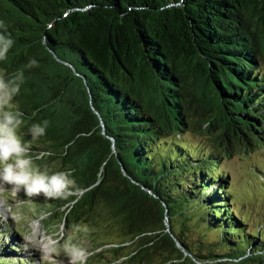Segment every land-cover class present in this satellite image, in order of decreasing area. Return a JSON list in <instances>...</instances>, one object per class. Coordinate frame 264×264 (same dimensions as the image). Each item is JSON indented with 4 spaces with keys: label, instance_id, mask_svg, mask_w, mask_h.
I'll return each instance as SVG.
<instances>
[{
    "label": "trees",
    "instance_id": "trees-1",
    "mask_svg": "<svg viewBox=\"0 0 264 264\" xmlns=\"http://www.w3.org/2000/svg\"><path fill=\"white\" fill-rule=\"evenodd\" d=\"M0 21L13 40L2 74L24 73L15 109L29 127L48 121L29 154L47 151L75 182L54 199L53 211L69 204L63 222L102 201L139 241L132 264H264V235L234 214L223 166L232 140L264 146V0H0ZM189 121L210 144L175 138ZM4 236L0 264H14Z\"/></svg>",
    "mask_w": 264,
    "mask_h": 264
},
{
    "label": "rangeland",
    "instance_id": "rangeland-1",
    "mask_svg": "<svg viewBox=\"0 0 264 264\" xmlns=\"http://www.w3.org/2000/svg\"><path fill=\"white\" fill-rule=\"evenodd\" d=\"M260 64L264 69V60ZM2 73L3 69L0 68V74ZM9 77L7 75L6 78ZM196 85L206 99L204 83L197 82ZM12 103L15 105L14 98ZM196 116L197 114L192 117L193 122L200 120ZM21 119L23 123L17 130L18 135L29 145L36 144L37 137L33 138L29 132L31 127L24 122L23 116ZM189 122L190 125L184 127L178 125L180 131L176 132L178 135L175 138L181 143L187 142L198 148L210 144L212 140L205 126L196 129L192 121ZM47 141L45 139L46 144L41 145L43 148L48 147ZM230 147L233 151L223 162L225 171L228 172L227 185L232 193L230 206L236 216H242L244 228H249V231L254 229V233L257 229L264 235V146H248L232 140ZM29 153L33 166L41 171L47 170L51 174L58 169L56 160L50 164L47 161V151L38 152V156ZM54 199L46 198L43 194L28 197L23 190L14 193L12 186L0 183V222H9L8 232L15 234L21 246H18L17 253L11 255L16 258L15 261L18 260L21 264H69L72 257L79 256V249L82 248L88 253L84 264H132L123 256L131 254L139 241L133 237V242H129L132 235H127L122 214L110 212L105 203L100 201L90 213L81 214L80 208L77 211L71 210L68 220L63 222L62 210L69 204L53 211ZM49 210H52L51 215L47 213ZM85 227L87 232L83 231ZM66 245H70L69 251L65 250ZM27 249L32 252L28 258L25 254ZM72 249L77 251V255L70 252ZM21 253L24 255L22 259L19 257ZM154 262L158 263L159 258Z\"/></svg>",
    "mask_w": 264,
    "mask_h": 264
},
{
    "label": "clouds",
    "instance_id": "clouds-1",
    "mask_svg": "<svg viewBox=\"0 0 264 264\" xmlns=\"http://www.w3.org/2000/svg\"><path fill=\"white\" fill-rule=\"evenodd\" d=\"M0 26L3 22L0 21ZM7 29L5 28L4 31ZM13 45L10 36L0 32V60L6 58L9 49ZM38 66L36 59H30L27 67ZM24 80L23 71H18L13 77L6 79L0 74V183H6L13 187L14 193L23 190L28 197H39L43 194L46 198L65 197L70 188L74 186V180L70 173L59 171L49 174L47 170L41 171L33 166V161L28 152L30 145L22 141L17 130L23 123L22 113L15 110L12 101L20 91V84ZM48 121L43 125L33 124L29 129L33 138L45 134ZM83 231L87 232L85 227ZM70 245L65 246L69 251ZM88 253L85 249H79V256L72 257L69 264H84Z\"/></svg>",
    "mask_w": 264,
    "mask_h": 264
},
{
    "label": "water",
    "instance_id": "water-1",
    "mask_svg": "<svg viewBox=\"0 0 264 264\" xmlns=\"http://www.w3.org/2000/svg\"><path fill=\"white\" fill-rule=\"evenodd\" d=\"M55 56V55H54ZM74 70V73L77 75V76H79L80 78H81V80H82V82H83V86H84V88H85V90L87 91V93H88V97H89V104H90V108H91V110H92V112L94 113V115L96 116V118H97V121H98V124H99V127H100V129H101V134L104 136V137H106V138H109L110 139V142H111V149H112V152L114 153V155L116 156V151H115V145H114V139L113 138H111L108 134H107V132H106V127H105V124H104V121H103V118H102V116L100 115V113L98 112V110L97 109H95V107H94V105H93V102H92V96H91V94H90V91H89V89H88V86H87V84H86V82L84 81V79H83V77L79 74V73H77L76 71H75V69H73ZM121 164V163H120ZM120 170H121V173H122V175L125 177V179L128 181V183H131V184H138L129 174H128V172L125 170V168L123 167V165L121 164L120 165ZM142 189L143 190H145V191H149V190H147L146 188H143L142 187ZM149 193L151 194L152 192L151 191H149ZM153 196H155L154 194H153ZM156 197V196H155ZM168 209H167V207L165 206V209H164V223H165V226H166V230L170 233V235L173 237V235H172V233L170 232V230H169V217H168ZM175 243H176V247H178L180 250H181V252L185 255V256H189V257H191L189 254H188V252L180 245V243L175 239ZM192 258V257H191ZM197 264H200L198 261H196V259L195 258H192Z\"/></svg>",
    "mask_w": 264,
    "mask_h": 264
},
{
    "label": "bare ground",
    "instance_id": "bare-ground-1",
    "mask_svg": "<svg viewBox=\"0 0 264 264\" xmlns=\"http://www.w3.org/2000/svg\"><path fill=\"white\" fill-rule=\"evenodd\" d=\"M16 242H18V241L16 240ZM10 258L13 259V260H15L13 257H11V255H10Z\"/></svg>",
    "mask_w": 264,
    "mask_h": 264
}]
</instances>
